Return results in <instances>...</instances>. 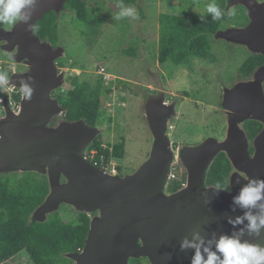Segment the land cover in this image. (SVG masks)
<instances>
[{"label": "water", "instance_id": "1", "mask_svg": "<svg viewBox=\"0 0 264 264\" xmlns=\"http://www.w3.org/2000/svg\"><path fill=\"white\" fill-rule=\"evenodd\" d=\"M66 1L36 0L32 9H25L30 11L27 21L9 30L0 28V49L26 67L12 72L8 82L21 91L19 110L14 111L7 98L2 100L0 173L36 172L48 181V192L30 221H46L62 204L88 215L82 249L64 254L74 264H129L130 259L141 257L150 264H190L195 250L181 249L183 240L199 243L204 254L205 247L216 250L221 235L264 245V226L259 235L250 234L243 219L246 212L258 215L261 209H245L234 202L250 179L264 180V65L245 88H224L222 139L208 136L174 148L167 132L177 114L176 102L166 103L163 93L149 94L144 104L152 137L148 156L133 172L112 174L86 157L89 145L101 134L99 128L82 119L70 122L61 117L65 109L52 91L63 84L64 71H59L56 60L64 50L40 40L34 31L38 20L49 11L61 12ZM241 3L250 22L218 30L214 37L264 53V1L227 0L229 8ZM254 85L257 90L252 96ZM25 87L31 89L30 98L24 94ZM242 89L246 95L239 101L234 93ZM247 118L263 124L254 137L252 154L242 128ZM221 152L231 164L226 190L206 184L207 172ZM175 162L185 171L186 180L179 189L168 191Z\"/></svg>", "mask_w": 264, "mask_h": 264}, {"label": "rangeland", "instance_id": "2", "mask_svg": "<svg viewBox=\"0 0 264 264\" xmlns=\"http://www.w3.org/2000/svg\"><path fill=\"white\" fill-rule=\"evenodd\" d=\"M213 2L214 0H137L130 6L136 10L135 18L116 19L120 9L114 0H86L88 12L92 15L91 26L78 20L71 10L57 14L59 40L56 46L64 50L57 60L63 59L68 66L60 67L56 60L59 71H64V79L63 84L53 91L61 92L65 97L66 91L73 88L70 81L74 76L83 79L101 73L103 84L110 87L111 92L100 98V105L112 118V122L110 132H107L106 125L97 127L108 143L113 144L120 135L125 141L123 160L117 162L110 156L108 162L111 163V168L120 164L126 173H131L147 158L152 137L144 115V104L149 94H165V88L182 100L176 117L170 121L168 135L171 144H196L208 136L218 139L223 137L220 82L231 81L244 53L232 51L223 42L227 41L224 38L212 37V55L208 58H193L183 66L171 61H158L160 13H177L180 10L205 13L206 6ZM225 3V7L229 8L227 0ZM238 5L230 9H235L242 21L243 5ZM12 26L0 24V28L6 30ZM88 30H94L93 34L86 33ZM130 47L134 48V54L123 53ZM2 54L6 53L0 49V58H4ZM75 61L82 69L69 67ZM13 62L12 59L7 62L10 74L16 71ZM118 80L124 83H119ZM250 80H255L254 75ZM155 88L158 90L155 91ZM185 94L187 97H184ZM164 101L168 103L165 98ZM177 170L180 173L178 168ZM16 173L19 177L22 172ZM62 214L64 217L68 216L64 211ZM145 262L150 264L147 259ZM4 264L32 263L23 251Z\"/></svg>", "mask_w": 264, "mask_h": 264}, {"label": "trees", "instance_id": "3", "mask_svg": "<svg viewBox=\"0 0 264 264\" xmlns=\"http://www.w3.org/2000/svg\"><path fill=\"white\" fill-rule=\"evenodd\" d=\"M119 6L130 7L137 0H114ZM226 0H214L224 9L225 15L220 20H213L208 13H188L180 10L177 13H160L159 37H158V61L183 66L193 58L205 59L210 57L212 50L211 39L215 33L225 27V24L238 22L240 15L235 9H228ZM67 9L73 11L78 20L91 26V14L88 12L86 0H68L65 3ZM228 10H234V15H227ZM201 15L204 19L201 20ZM94 28V27H93ZM95 30V29H94ZM94 30L86 33L93 34ZM34 31L42 41H48L53 46L58 44L59 34L57 29V14L54 11L47 12L44 17L35 24ZM125 54H134V48L124 50ZM5 60H11L7 54H2ZM58 66L65 67L67 62L59 59ZM259 60L248 57L242 62L241 68L252 71ZM178 65V66H179ZM68 66V65H66ZM78 62L70 63V68H79ZM1 74L7 73L5 66L0 69ZM119 83H124L118 80ZM101 74L90 78L79 79L74 76L65 97L61 92L53 91L52 95L59 100L65 109L62 118L67 121L82 119L89 126L108 127L110 132L112 118L101 108L100 98L110 91L105 86ZM19 99V96H17ZM54 122V121H53ZM110 130V131H109ZM249 136L253 132L248 131ZM99 134L89 145L87 154L92 150L98 153L95 159L90 161L104 169L99 163L100 155H103L104 164L112 160L121 162L125 155V141L119 136L113 144ZM107 142L103 147L102 145ZM111 148V153L110 149ZM110 154V155H109ZM97 161V162H96ZM179 178L171 180L167 190L175 191L185 183V171L177 165ZM116 171L123 175L120 164L116 165ZM231 164L224 153H219L207 172V185L216 186L218 183H228ZM0 173V264L12 259L21 252H25L32 264H74L64 256L67 252H76L82 249L89 229V216L85 213L75 212L70 206L62 204L60 210L48 215L44 222L30 221L33 210L44 200L48 192L47 176L36 172ZM62 211L67 212L64 217ZM146 258L130 259V264H147Z\"/></svg>", "mask_w": 264, "mask_h": 264}, {"label": "clouds", "instance_id": "4", "mask_svg": "<svg viewBox=\"0 0 264 264\" xmlns=\"http://www.w3.org/2000/svg\"><path fill=\"white\" fill-rule=\"evenodd\" d=\"M65 3H64V9H65ZM35 4H36V0H0V24H6L12 26L17 22L27 21L30 18V11L26 12L25 9H29V10L32 9L35 6ZM205 11L206 13L211 15L213 20H220L222 16L225 15L224 9L219 7L215 2L208 4L206 6ZM61 12H63V10ZM136 15L137 13L134 8L125 7L121 5L119 14L117 15L116 19H120L122 17L135 18ZM227 15H234V10H228ZM200 18L201 20H203L204 16L201 15ZM2 63L3 62L1 61L0 65L5 66L8 72L0 75V90H1L0 94L7 95L9 97L10 107H12L11 103L13 99L19 101V108H20L21 91L19 88L9 85L8 82H9V76L11 70L7 66V64L4 65ZM4 86H7L8 88H13L14 90H18V93H15L13 91L12 93L11 92L9 93L4 90ZM23 91L25 96L30 98L31 89L25 87ZM17 96H19V99L17 98ZM18 110H14V111H18ZM171 122L169 124V129L171 128ZM177 147L178 146L174 148ZM177 165L179 164L175 162L173 166L178 167ZM216 187L218 189L224 188L226 190L227 182H225L224 184L218 183ZM262 200H264V180H259V179L256 180L250 179L248 184L243 186L239 194L236 197H234V202L239 206H241L242 208L251 209V208L259 207L261 209V214L258 215H254L251 212L245 213L243 219H247L248 221L247 228L250 234L259 235L261 227L264 226V204H258V202ZM236 222L241 223L242 218L237 217ZM180 247L181 249L191 247L195 250L194 255L190 261V264H264V245L259 243H252L248 241L241 242V240L236 236L221 235L220 238L216 241L215 251L209 250L207 247L203 249V253L206 254V258L205 255L202 254L200 251L199 243H195L185 239L181 242Z\"/></svg>", "mask_w": 264, "mask_h": 264}, {"label": "flooded vegetation", "instance_id": "5", "mask_svg": "<svg viewBox=\"0 0 264 264\" xmlns=\"http://www.w3.org/2000/svg\"><path fill=\"white\" fill-rule=\"evenodd\" d=\"M259 1H264V0H259ZM236 6H239V5H235L233 7H236ZM233 7H231V8H233ZM241 7H242V11H243V13H242L243 14V20L241 21V19L239 18L238 22H235L234 24L233 23L232 24H230V23L229 24H225V27L223 28V30L227 29V28H230V27H235V26H237V27L246 26L250 22V18L247 15L246 8L244 6H241ZM228 9H230V8H228ZM67 10H69V9H67L66 6H65V9H63V11H67ZM59 13H56V14H59ZM223 42H225L227 44V46H230L232 48V51H237V52H241L242 51L244 53V58L242 59L241 63L239 64L238 69H237L236 73L233 75V78L231 79V81H229L228 83L220 82L221 96H220V102L219 103H220V110L222 111V114L224 116V134H225V130H226L225 129L226 114L224 112V109L221 106L222 97H223L222 92H223L224 88H229V89L232 90V89L236 88L235 86H237V85L239 86V88L240 87L245 88V84L246 83H248L249 81H253V80H250V79L253 77L255 71L259 67L264 65V53H253L248 48L243 47L242 45L239 46L238 44H234V43H231L229 41L228 42L227 41H223ZM1 45H2V43L0 42V48H1ZM238 48H240V49H238ZM248 57L253 58L254 60H259L260 61V63H258V65H256L255 68L252 71H247L246 68L245 69L241 68L242 62L245 59H247ZM0 61H2L4 64H7V62H9L10 60H5V59L2 60V59H0ZM13 64H15L13 67H14V69L16 71L25 69V66L23 64H18V65H16L17 63H13ZM261 89H262V92L264 94V80L261 83ZM157 90L158 89L155 88V91H157ZM256 90H257V88L254 85L251 88V95L252 96H255ZM237 91L234 94L237 95L238 99H239V97H243L244 95H246L245 89H242V90H240L238 92ZM164 97H165V99L168 102L175 101L176 102V108L178 110V105L180 104V102H182V100H180L177 95L169 92L167 90V88H165ZM184 97H187L186 94L184 95ZM4 98H7L8 102L10 103L9 97L7 95H1V97H0V109H1V111H0V119L5 114L4 108H3V105H2V100ZM239 101H241V100L239 99ZM262 102H260V103H262ZM11 108L13 109V107H11ZM242 128L245 131L246 136H247V141H248V145H249V152H250V154H252L253 151H254V147H253L254 137L262 130L263 124L260 123L259 120L247 118V119H245L243 121ZM248 131L253 132V136H249L248 135ZM224 134H223V137H224ZM174 147H176V146H174Z\"/></svg>", "mask_w": 264, "mask_h": 264}, {"label": "built area", "instance_id": "6", "mask_svg": "<svg viewBox=\"0 0 264 264\" xmlns=\"http://www.w3.org/2000/svg\"><path fill=\"white\" fill-rule=\"evenodd\" d=\"M1 67H2V66L0 65V69H1ZM4 90L7 91V92H9V93H10V92L12 93V91L15 92V93H18V90H14L13 88H8L7 86H4ZM11 105H12V107H13L14 110H18V109H19V101L13 99ZM92 152H93V153H92ZM97 153H98L97 150H92V151L90 152L89 155L87 154L86 157H87L89 160H91V159L94 160L95 157H96V155H97ZM110 153H111V148H110ZM104 160H105L104 156H103V155H100V157H99V163H100V165H101V166H104V167H105L104 169H105L107 172H109V173H116L117 171H116L115 166H114L113 168H111V167H110L111 163H109V162H107L106 165H105V164H104ZM96 162H97V161H96ZM178 178H179V176H178V170H177V167H176V166H173V168H172V172H171V174H170V179H171V180H176V179H178ZM182 185H184V183H183Z\"/></svg>", "mask_w": 264, "mask_h": 264}]
</instances>
